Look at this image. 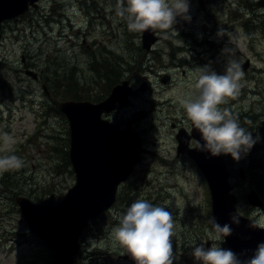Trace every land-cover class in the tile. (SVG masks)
Here are the masks:
<instances>
[{
	"label": "rangeland",
	"instance_id": "374dc122",
	"mask_svg": "<svg viewBox=\"0 0 264 264\" xmlns=\"http://www.w3.org/2000/svg\"><path fill=\"white\" fill-rule=\"evenodd\" d=\"M257 1L188 0L190 21L178 17L173 29L154 30L156 40L147 51L141 32L129 31L116 16L117 0H38L24 14L0 24V136L14 137L10 151L25 162L22 169L0 175V264H53L51 251L31 235L12 195L54 204L74 184L68 121L60 110H52V99H57L49 78L74 70L79 89L89 98H102L108 82L98 79L91 64L99 68L100 60L110 55L125 61L117 71L132 65L123 78L132 81L135 92L104 117L140 135V161L119 186L114 204L83 231L74 264H131L113 246L111 231L118 215L137 199L172 213L173 264H198L191 253L201 243L230 249L225 240L212 238L209 191L194 161L186 153L176 154L175 134L180 128L190 131L180 100L195 93L197 69L207 66L223 74L228 59L224 49L233 50L243 77L239 94L221 108L232 114L252 111L258 127L264 128V28L259 26L264 24V8ZM164 73L172 81L162 83ZM252 125L247 128L254 134ZM263 146L264 141L254 144L263 168L259 176L264 175ZM8 154L0 149V156ZM240 167L244 177L239 176ZM229 168L237 211L264 227V197L260 208L247 202L246 195L256 188L246 162L231 161Z\"/></svg>",
	"mask_w": 264,
	"mask_h": 264
},
{
	"label": "water",
	"instance_id": "95a60500",
	"mask_svg": "<svg viewBox=\"0 0 264 264\" xmlns=\"http://www.w3.org/2000/svg\"><path fill=\"white\" fill-rule=\"evenodd\" d=\"M37 1L0 0V23L23 14L29 6L35 7ZM256 4L264 7V0ZM155 40L154 30L141 32V43L145 50ZM25 73L37 79L32 70H26ZM168 79L164 75L161 81L166 83ZM145 87L143 83L139 90L143 91ZM131 93L129 80L124 79L97 103L86 100L59 101V110L68 121V157L74 173V184L55 205L37 204L23 196L14 198L27 229L53 251V264H73L79 249V237L88 221L112 206L118 185L126 180L139 161L141 140L138 134L133 130L121 129L117 124L102 118L103 113L124 105ZM175 137L178 152H186L206 180L211 216L220 225L227 223L232 227V234L224 238L227 246L240 259L251 258L257 245L264 242V228L255 220L238 213L237 197L231 192L232 185L228 181L229 171L223 154L214 157L207 151L197 149V144L189 147L190 138L204 143L200 133L192 127L190 135L184 129H179ZM239 175L243 177V170H240ZM246 197L251 206L262 205L254 189ZM232 215L238 216V225L232 222ZM251 223L259 227L252 228ZM121 257L135 264L128 254Z\"/></svg>",
	"mask_w": 264,
	"mask_h": 264
},
{
	"label": "clouds",
	"instance_id": "9594fccd",
	"mask_svg": "<svg viewBox=\"0 0 264 264\" xmlns=\"http://www.w3.org/2000/svg\"><path fill=\"white\" fill-rule=\"evenodd\" d=\"M188 12V0H117L116 4V16L126 22L131 32L173 29L178 17L190 21ZM222 51L228 55L224 73L218 74L207 66L198 68L195 93L182 98L180 104L191 127L200 133L204 142L197 141V149L214 157L231 155L238 161L259 136L253 139L227 108H221L229 98L239 94L243 77L233 50ZM0 141V149L10 153L0 156V175L25 167L24 160L10 151L14 137L4 133ZM117 219L118 224L111 231L113 246H119L135 264H173L176 259L172 243L174 222L172 213L165 207L137 199ZM231 219L239 224L237 215H232ZM209 223L215 240H224L232 234L231 225H220L214 216L209 218ZM250 227L259 226L251 223ZM191 255L198 264H264V242L259 243L251 258L245 260L231 249L215 245L206 248L204 243L194 246Z\"/></svg>",
	"mask_w": 264,
	"mask_h": 264
},
{
	"label": "trees",
	"instance_id": "16d2710c",
	"mask_svg": "<svg viewBox=\"0 0 264 264\" xmlns=\"http://www.w3.org/2000/svg\"><path fill=\"white\" fill-rule=\"evenodd\" d=\"M259 26L260 28H264L263 23ZM100 61H102L101 64L97 62V64H99V68L96 67V62H92L91 65L93 66L92 70L93 72L97 74L98 79L103 82H108L106 83V85L108 86V90H105L103 92L105 94L102 98H104L108 94V92L111 90V88L117 83H119L121 80L125 79L123 78L124 76H126L125 74L131 72L134 68H132V65L130 64V66L127 67V69L117 71V67L122 66V64L125 61H121L116 56L110 55L109 59L102 58ZM139 69L142 71L146 70L145 67L142 69L141 68ZM49 80L51 81V83L53 82L51 85V91L54 92V95L56 94L55 96L57 100L52 99V101L56 104L58 101H61V100H76V101L90 100V101L96 102L102 99L101 97L89 98L87 97L88 93L85 92L82 87L79 89L78 83L76 81V76L74 75V70L72 71L69 70L66 73V75L54 74V77L49 78ZM50 96L51 98H53L52 94ZM49 110L51 111V109ZM52 110H56L57 112H59L57 105ZM233 115L238 119L240 126L245 128L247 131H248L247 126H249V124L250 125L253 124L252 126L254 128L253 129L254 134L251 133L253 136V139L256 138L255 136L256 134L257 136H259V139L256 142L264 141V128L258 127L259 125L257 121L255 120V114L252 111H245L241 109L235 112ZM256 131L262 132L263 138L262 136L258 135ZM225 156H226L228 163H230L231 161L234 163V160L231 157V155H225ZM241 158L246 162L247 170L251 176V181L254 184L253 186L256 188V189L254 188L252 189L256 191L261 201H263L261 197H264V175H260V176L257 175V172L262 170L263 168L260 165V158L257 156L254 145L251 147L250 150H248L247 153H242ZM17 195L13 194L12 198H14V196H17Z\"/></svg>",
	"mask_w": 264,
	"mask_h": 264
},
{
	"label": "flooded vegetation",
	"instance_id": "af4514ba",
	"mask_svg": "<svg viewBox=\"0 0 264 264\" xmlns=\"http://www.w3.org/2000/svg\"><path fill=\"white\" fill-rule=\"evenodd\" d=\"M170 81H172V80H171V76H170ZM129 82L131 83L132 81L129 80ZM133 92H135L134 89H133ZM132 94H133V93H132ZM181 129H184V128H181ZM189 144L192 146V145L195 144V141L190 139V140H189ZM1 190H3V189L1 188Z\"/></svg>",
	"mask_w": 264,
	"mask_h": 264
},
{
	"label": "bare ground",
	"instance_id": "6f19581e",
	"mask_svg": "<svg viewBox=\"0 0 264 264\" xmlns=\"http://www.w3.org/2000/svg\"><path fill=\"white\" fill-rule=\"evenodd\" d=\"M69 150V149H68ZM64 252V251H63ZM51 253H52V261H53V251H51ZM75 260H76V257H74V262H75ZM74 262H73V264H74Z\"/></svg>",
	"mask_w": 264,
	"mask_h": 264
}]
</instances>
